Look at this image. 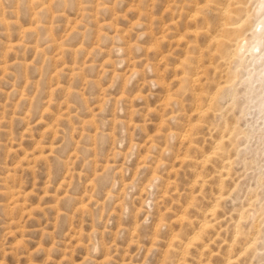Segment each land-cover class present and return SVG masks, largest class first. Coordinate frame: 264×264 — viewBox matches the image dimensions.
I'll list each match as a JSON object with an SVG mask.
<instances>
[{
    "label": "rangeland",
    "instance_id": "rangeland-1",
    "mask_svg": "<svg viewBox=\"0 0 264 264\" xmlns=\"http://www.w3.org/2000/svg\"><path fill=\"white\" fill-rule=\"evenodd\" d=\"M263 15L0 0V264H264Z\"/></svg>",
    "mask_w": 264,
    "mask_h": 264
},
{
    "label": "bare ground",
    "instance_id": "bare-ground-1",
    "mask_svg": "<svg viewBox=\"0 0 264 264\" xmlns=\"http://www.w3.org/2000/svg\"><path fill=\"white\" fill-rule=\"evenodd\" d=\"M262 20L261 21H264V15L261 17ZM256 32V31H255ZM252 45V44H251ZM253 45L254 46V49H257V48H261L263 45H264V35H260L256 32V35L254 36V40H253ZM202 226V225H201ZM203 228H204V225H203ZM197 234V233H196Z\"/></svg>",
    "mask_w": 264,
    "mask_h": 264
},
{
    "label": "clouds",
    "instance_id": "clouds-1",
    "mask_svg": "<svg viewBox=\"0 0 264 264\" xmlns=\"http://www.w3.org/2000/svg\"><path fill=\"white\" fill-rule=\"evenodd\" d=\"M258 34L264 35V21H258L255 29H254ZM255 46V45H254Z\"/></svg>",
    "mask_w": 264,
    "mask_h": 264
}]
</instances>
